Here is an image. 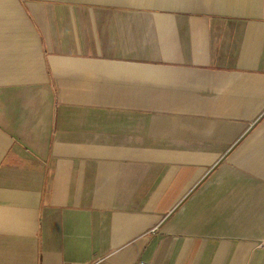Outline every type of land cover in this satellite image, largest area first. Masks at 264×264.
<instances>
[{
  "label": "crops",
  "instance_id": "0c3cea01",
  "mask_svg": "<svg viewBox=\"0 0 264 264\" xmlns=\"http://www.w3.org/2000/svg\"><path fill=\"white\" fill-rule=\"evenodd\" d=\"M0 264H264V0H0Z\"/></svg>",
  "mask_w": 264,
  "mask_h": 264
},
{
  "label": "rangeland",
  "instance_id": "374dc122",
  "mask_svg": "<svg viewBox=\"0 0 264 264\" xmlns=\"http://www.w3.org/2000/svg\"><path fill=\"white\" fill-rule=\"evenodd\" d=\"M70 108L71 107H68L66 114H62V116H63V118H65L67 116L66 118L72 126H74V125L76 126V124H79L81 122L80 118L86 117V112H88V116H87V119L85 121L89 124V127L93 128L95 126V124H96V117H95L96 109H89V110L80 111V108L76 105L72 106L71 110H70ZM68 113H71V115H69ZM109 119H110V117H109Z\"/></svg>",
  "mask_w": 264,
  "mask_h": 264
}]
</instances>
